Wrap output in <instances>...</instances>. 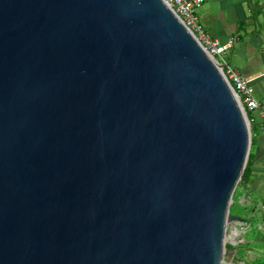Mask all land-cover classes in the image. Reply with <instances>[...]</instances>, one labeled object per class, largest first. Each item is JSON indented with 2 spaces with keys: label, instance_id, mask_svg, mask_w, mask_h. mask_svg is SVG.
Masks as SVG:
<instances>
[{
  "label": "water",
  "instance_id": "1",
  "mask_svg": "<svg viewBox=\"0 0 264 264\" xmlns=\"http://www.w3.org/2000/svg\"><path fill=\"white\" fill-rule=\"evenodd\" d=\"M249 147L163 0H0V264H221Z\"/></svg>",
  "mask_w": 264,
  "mask_h": 264
},
{
  "label": "crops",
  "instance_id": "2",
  "mask_svg": "<svg viewBox=\"0 0 264 264\" xmlns=\"http://www.w3.org/2000/svg\"><path fill=\"white\" fill-rule=\"evenodd\" d=\"M195 22L208 38L220 44L232 40L222 60L249 80L259 110L264 112V0H204L195 12ZM249 117L252 119L251 126L249 125L253 153L250 162L251 176L239 202L247 203L245 217L250 216L252 219L254 215L260 214L259 218L256 217L253 239L259 233V225L264 226V130L257 112L249 113ZM259 261L264 264V253L249 257L246 255L247 264Z\"/></svg>",
  "mask_w": 264,
  "mask_h": 264
},
{
  "label": "built area",
  "instance_id": "3",
  "mask_svg": "<svg viewBox=\"0 0 264 264\" xmlns=\"http://www.w3.org/2000/svg\"><path fill=\"white\" fill-rule=\"evenodd\" d=\"M164 3L171 9L177 18L188 28L195 36L197 41L206 50V52L221 65L222 73L224 74L231 89L244 110L245 113L257 112L263 122L262 129L264 130V112L259 110L258 102L253 97V91L249 85V80L242 77L239 73L227 66L222 60L224 52L230 47L232 40L229 39L226 43L220 44L214 39L208 38L195 22V12L201 7L204 0H163ZM264 75V72L262 73ZM247 116V115H246ZM248 124L252 119L247 117ZM240 233L245 230V224L237 226Z\"/></svg>",
  "mask_w": 264,
  "mask_h": 264
},
{
  "label": "rangeland",
  "instance_id": "4",
  "mask_svg": "<svg viewBox=\"0 0 264 264\" xmlns=\"http://www.w3.org/2000/svg\"><path fill=\"white\" fill-rule=\"evenodd\" d=\"M251 149H252V147H251ZM239 199L236 201L237 204L240 203ZM240 205L241 206H239V205L238 206L237 205L232 206L231 207V214L248 220V218H250V216H247L248 218L245 217L246 211L248 210L247 203L242 202V203H240ZM243 205L246 206L244 208L245 210H243V207H242ZM261 215H263V214H261ZM254 216L255 217H253L252 219H249L245 223V230L243 233L232 234L230 230L226 231L225 244L232 243L233 245L230 244V246L233 247L234 249L230 250V255L227 256L226 258H224L223 262L221 264H228V263H231V264H247L245 262L246 255L249 257V256H253L256 254L261 255V253H264V246H263L264 245V226L263 225H259L260 223H258V225H259L258 232L259 233L258 232H257L258 234L256 233L257 234L256 238L251 239L252 237H254V236H252V234H254V232H255V225L257 222V218H259L260 214H257ZM260 227H263V229H261ZM251 241H253V243H251ZM261 243L263 245H261ZM257 244H259V245H257ZM238 246H242V247L240 249H238L237 248ZM249 251L251 252L252 255L251 254L249 255ZM258 263L261 264V263H263V261L256 262L255 264H258Z\"/></svg>",
  "mask_w": 264,
  "mask_h": 264
},
{
  "label": "trees",
  "instance_id": "5",
  "mask_svg": "<svg viewBox=\"0 0 264 264\" xmlns=\"http://www.w3.org/2000/svg\"><path fill=\"white\" fill-rule=\"evenodd\" d=\"M247 117L249 118V113H246ZM251 126V124H249ZM249 131L250 133H252L251 131V127L249 128ZM252 137H251V141H250V147H249V152H248V156H247V160H246V163H245V166H244V169L242 171V174H241V181L240 183H238V185L236 186L235 188V192H234V195H233V198L231 199L232 200V203L231 205L229 206V213L231 214V207L232 206H241L240 203L237 204L236 201L240 198V196L244 193V188L249 184V180H250V176H251V167H250V162H251V158H252ZM238 190V191H237ZM243 207V210H245L244 208L246 206H242ZM251 219V218H250ZM246 221H248L246 219ZM244 245V244H243ZM225 247L226 248H231V246L229 244H225ZM242 246H238L237 248L240 249Z\"/></svg>",
  "mask_w": 264,
  "mask_h": 264
},
{
  "label": "bare ground",
  "instance_id": "6",
  "mask_svg": "<svg viewBox=\"0 0 264 264\" xmlns=\"http://www.w3.org/2000/svg\"><path fill=\"white\" fill-rule=\"evenodd\" d=\"M215 59V58H214ZM216 60V59H215ZM217 62V61H216ZM218 63V62H217ZM219 64V63H218ZM220 65V64H219ZM232 234H236V233H238V231H232L231 232Z\"/></svg>",
  "mask_w": 264,
  "mask_h": 264
}]
</instances>
